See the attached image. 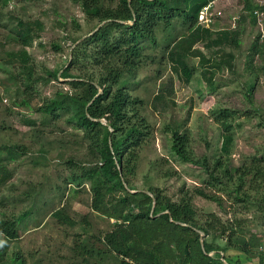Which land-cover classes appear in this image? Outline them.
<instances>
[{
	"label": "rangeland",
	"instance_id": "rangeland-1",
	"mask_svg": "<svg viewBox=\"0 0 264 264\" xmlns=\"http://www.w3.org/2000/svg\"><path fill=\"white\" fill-rule=\"evenodd\" d=\"M100 22L73 0H0V145L22 150L9 157L0 147V219L26 211L15 222V237L0 231L1 264L10 256L19 264H116L121 255L106 244L105 232H115L124 246L145 249L158 239L146 243L125 220L91 207L94 176L77 175L97 164V153L68 112L52 116L35 109L56 92H79L76 76L96 77L98 64L80 50H89L81 42ZM195 25L204 31L191 45L199 54L171 58L172 41ZM22 27L25 40L18 34ZM153 35V43L141 41L134 67L121 75L150 129L134 149L124 187H156L163 200L189 199L196 223L208 229L198 231L199 241L211 247L207 254L224 264H256L264 254V0H208L193 23L180 17L158 22ZM22 67L29 68L27 87ZM53 69L55 77L48 72ZM220 107L233 109L228 139L213 117ZM174 132L185 136L198 163L172 152ZM202 157L217 179L202 168ZM254 164L263 174L256 175ZM120 192L112 188L103 199ZM248 240L253 246L244 252ZM164 248L157 259L177 264L173 243L172 253Z\"/></svg>",
	"mask_w": 264,
	"mask_h": 264
},
{
	"label": "trees",
	"instance_id": "trees-1",
	"mask_svg": "<svg viewBox=\"0 0 264 264\" xmlns=\"http://www.w3.org/2000/svg\"><path fill=\"white\" fill-rule=\"evenodd\" d=\"M73 1L79 4L86 16L96 17L101 21L81 42L82 47L86 43L90 44L87 45L89 50H80V55L92 58L99 70L96 77L87 74L73 79V85L80 90L76 94L56 92L35 109L52 116L68 112V119L74 120V125L82 129L90 147L97 153V164L83 169L77 175L85 178L94 176V181L89 184L91 207L114 219L125 220L124 225L140 234L146 243L152 240L150 236H158L153 249H145L139 244L124 246L122 241L115 238V232H105L103 238L106 244L121 255L116 264H164L157 259L156 252L164 246L167 254L172 253L171 243L175 247L173 257L177 258V264H224L221 259L207 254L211 247L204 240L199 241L198 231L205 235L208 229L196 223L189 199L181 198L177 202L163 200L156 187H148L146 191H131L124 187L125 175L132 173L134 169V149L146 138L150 129L134 107L138 99L130 96L120 83L121 75L134 67L141 41L154 42L153 29L158 22L168 24L172 18L180 17L193 23L199 7L208 0H114L112 5H103L102 0ZM245 5L250 6L247 2ZM25 27L18 29L23 40L27 38ZM203 32L200 26L195 25L174 39L167 49L171 58L181 60L188 54H199V50L191 45L203 37ZM220 34L225 37L224 33ZM113 58H119V61L115 63ZM262 59L260 67L264 69V58ZM22 69L24 85L27 87L30 84L29 68ZM56 70L48 72L55 77ZM60 74L68 75L66 70ZM232 112L233 109L223 107L213 110V117L224 131L225 139H228L231 127L228 117L232 116ZM0 147L6 148L9 157L15 156L20 150L17 144H3ZM170 148L181 159L198 163L186 149L183 134H172ZM204 159L202 157L200 164L208 171ZM254 168L256 175L263 174L259 171L260 167L254 164ZM207 173L211 178L217 179L211 171ZM112 188L121 192L114 200L105 202L103 195ZM197 192L216 200L210 193L200 189ZM25 214L24 210L14 218L0 219L2 234L5 237H15V222ZM251 246L253 243L248 240L242 250L245 252ZM9 264L19 262L14 260V256H10ZM257 264H264V254H258Z\"/></svg>",
	"mask_w": 264,
	"mask_h": 264
},
{
	"label": "crops",
	"instance_id": "crops-1",
	"mask_svg": "<svg viewBox=\"0 0 264 264\" xmlns=\"http://www.w3.org/2000/svg\"><path fill=\"white\" fill-rule=\"evenodd\" d=\"M262 242H264V236L262 237ZM232 264V263H231ZM256 264H257V260H256Z\"/></svg>",
	"mask_w": 264,
	"mask_h": 264
},
{
	"label": "built area",
	"instance_id": "built-area-1",
	"mask_svg": "<svg viewBox=\"0 0 264 264\" xmlns=\"http://www.w3.org/2000/svg\"><path fill=\"white\" fill-rule=\"evenodd\" d=\"M187 264V263H186Z\"/></svg>",
	"mask_w": 264,
	"mask_h": 264
}]
</instances>
